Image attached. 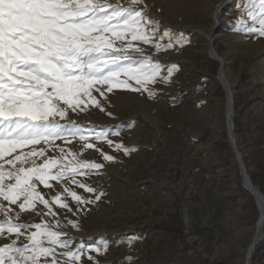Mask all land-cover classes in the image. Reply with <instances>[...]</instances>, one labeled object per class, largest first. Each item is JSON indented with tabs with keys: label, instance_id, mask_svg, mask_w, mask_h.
<instances>
[{
	"label": "rangeland",
	"instance_id": "obj_1",
	"mask_svg": "<svg viewBox=\"0 0 264 264\" xmlns=\"http://www.w3.org/2000/svg\"><path fill=\"white\" fill-rule=\"evenodd\" d=\"M224 1L144 0L140 7L146 6L147 15L158 19L163 27L185 34V44L168 51L157 53L142 45L162 64L177 65L170 82L151 86L157 93L155 98L116 89L105 100L94 92L103 111L89 105L85 111L69 112V118L78 125L94 132L110 130L114 144L136 151H116L101 141H93L94 147L85 149L79 138L67 143L56 140L58 147L79 153L80 159L104 165L99 174L78 179L105 195L93 204L80 205L78 210L76 202L64 194L71 212L53 205L57 214L54 218L45 215L47 209L37 204L35 211L20 214L21 222L56 225L59 220L55 230L67 233L77 244L84 243L88 248L106 246V251L91 253L93 259L85 260V264H201V260L209 264H247V239L256 230L260 211L244 186L228 141L226 96L216 79L219 64L209 52L208 33L215 26L214 12ZM242 3L232 0L225 6L213 41L225 61V76L233 93L234 126L235 120L253 121L249 132L239 133L234 128L237 147L250 175L257 164L264 162V133L260 134L264 132V38L233 30L234 21L244 18ZM243 75L247 78L241 82ZM111 131H119L120 135H112ZM256 135L260 138L252 140ZM36 147L45 148L49 156L56 155L48 151L50 146ZM104 155H112L114 160L105 161ZM52 183L51 189L40 186L50 201L56 193H62V186ZM64 184L85 199H95L77 185ZM214 184L221 210L220 225L214 227L217 237L194 247L187 230L188 220L192 223L187 210L194 205L187 204L200 205L202 195ZM177 194L184 196L180 211L186 224L184 240L158 231L136 232L161 222L164 213L172 211ZM262 204L264 215V195ZM11 207L18 211L16 205ZM258 232L252 258L260 250L257 260L264 264V222ZM6 242L0 238V246Z\"/></svg>",
	"mask_w": 264,
	"mask_h": 264
},
{
	"label": "snow or ice",
	"instance_id": "obj_2",
	"mask_svg": "<svg viewBox=\"0 0 264 264\" xmlns=\"http://www.w3.org/2000/svg\"><path fill=\"white\" fill-rule=\"evenodd\" d=\"M143 4L144 0H0V238L7 241L0 246V264H85L93 259L91 253L106 251L104 245L88 248L55 230L59 220L56 225L29 224L21 222L20 214L41 204L45 215L55 218L53 205L72 211L64 194L78 210L105 195L78 179L99 174L104 165L80 159L79 153L58 147L56 140L79 138L85 149L101 141L116 151H136L114 144L110 130L94 132L78 125L69 112L85 111L89 105L103 111L94 92L105 100L116 89L155 98L151 86L170 82L177 65L162 64L142 45L157 53L168 51L183 46L185 34L163 27L147 15L146 6L140 7ZM241 11L244 18L234 21L233 30L264 38V0H243ZM38 145L50 146L48 151L56 155L49 156ZM103 158L114 160L112 155ZM53 181L62 186V193L50 201L40 186L51 189ZM66 181L95 199L78 195Z\"/></svg>",
	"mask_w": 264,
	"mask_h": 264
},
{
	"label": "crops",
	"instance_id": "obj_3",
	"mask_svg": "<svg viewBox=\"0 0 264 264\" xmlns=\"http://www.w3.org/2000/svg\"><path fill=\"white\" fill-rule=\"evenodd\" d=\"M249 118L251 117L249 116ZM252 124L253 121L249 123L247 121V118L246 120L245 119L239 120L237 124L239 133L249 132L248 128H251ZM263 133L264 132L261 130L260 134ZM259 138L260 137L256 135V137H254L252 140H258ZM195 178L196 179L199 178V173ZM218 197H219L218 188L216 184H214L209 189H207L206 192L202 195L200 205L199 202L196 204L191 202L187 204L188 207L191 204L194 205L193 208L191 206L189 208H192L196 214V225H197L196 230L194 229V231H192V223L190 222V220H188L189 225H187V230H189V239L191 240L192 244H199V243L208 244L212 242L215 237H217V232L216 230H214V227L220 225V211H221ZM228 229L229 227L227 228V230Z\"/></svg>",
	"mask_w": 264,
	"mask_h": 264
},
{
	"label": "trees",
	"instance_id": "obj_4",
	"mask_svg": "<svg viewBox=\"0 0 264 264\" xmlns=\"http://www.w3.org/2000/svg\"><path fill=\"white\" fill-rule=\"evenodd\" d=\"M246 78H247L246 75H243L241 78V82H244ZM237 124L238 121L235 120V128L238 131ZM250 177L253 185L264 195V162L256 165L255 171L253 173H250ZM183 201H184V196L182 194H177L175 200L173 201L172 211H168L165 215V218L161 222L153 226L138 228L136 232L146 233L147 231L150 232L159 231L169 236L170 238L179 237L181 240H184L186 225L180 216V211L182 208ZM193 246L195 247L196 245L193 244ZM260 252H261L260 250L257 251L256 254L253 256L251 264H262L257 260L259 259L258 256L260 255ZM201 264H209V262L201 260ZM211 264H227V263H224L223 261L221 262L216 261Z\"/></svg>",
	"mask_w": 264,
	"mask_h": 264
},
{
	"label": "water",
	"instance_id": "obj_5",
	"mask_svg": "<svg viewBox=\"0 0 264 264\" xmlns=\"http://www.w3.org/2000/svg\"><path fill=\"white\" fill-rule=\"evenodd\" d=\"M228 4H229L228 0H225L224 2L219 4V5H223L222 10H218L219 5L217 6V8H216V19L214 20L215 26L208 33L209 39H210L211 50H212L214 56L219 60V70L217 73L218 76L223 74V71H224L226 65H225V61H223L222 57L217 53V51H215V49L213 47V45H214L213 35L216 32V30L219 28L218 17L221 14V12L223 11V9L225 8V6H227ZM223 91L225 92V96H226V126H227L228 141H229L231 150L233 152L235 161L237 163V166L239 169V174L242 178V181L245 182L247 188L251 191L252 198L254 199L256 206L258 208V211H259V207L263 203V195L253 185V183L251 181V177H250V175L246 169V166L244 163V158H243L242 154L240 153L237 145L235 144L236 140H235L234 134H233V129L235 128L234 120H233L234 119V98H233V94L231 93V89L229 87H228L227 91H225V89L223 88ZM258 220H260V219H258ZM251 259H252V255L249 257L248 264H251Z\"/></svg>",
	"mask_w": 264,
	"mask_h": 264
},
{
	"label": "bare ground",
	"instance_id": "obj_6",
	"mask_svg": "<svg viewBox=\"0 0 264 264\" xmlns=\"http://www.w3.org/2000/svg\"><path fill=\"white\" fill-rule=\"evenodd\" d=\"M231 1L232 0H228V2H229V4L231 3ZM216 19V10H215V12H214V20ZM209 36V35H208ZM209 45H210V39H209ZM213 47H214V45H213ZM215 49V48H214ZM216 51V50H215ZM209 52H210V55L213 57V60L215 61V62H217L218 64H219V60L214 56V54H213V52H212V50H211V46H210V48H209ZM224 61V60H223ZM216 79H217V81L220 83V85L222 86V88H224L225 89V91H227L228 90V87L231 89V87H230V85H229V82H228V80L226 79V76H225V69H224V71H223V74H221V75H217V77H216ZM231 93H232V91H231ZM233 94V93H232ZM233 134H234V138H235V133H234V129H233ZM235 140H236V138H235ZM235 144L237 145V141H235ZM244 186H245V188H246V190L250 193V195L252 196V193H251V191L247 188V186H246V184H245V182H244ZM262 206H263V204L262 205H260V207H259V211H260V217H259V219L260 220H258L259 222L257 223V227H256V230H255V232L254 233H252L249 237H248V239H247V245H248V260H247V264H248V262H249V257L252 255V253H253V251H254V248H255V245H256V241H257V239H258V236H259V229L263 226V222H264V215L262 214ZM187 212H188V214H189V216L191 217V219H192V223H193V227H194V229L196 230V220H195V212H193V209L192 208H189L188 210H187ZM249 251H250V253H249Z\"/></svg>",
	"mask_w": 264,
	"mask_h": 264
}]
</instances>
